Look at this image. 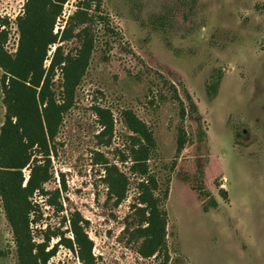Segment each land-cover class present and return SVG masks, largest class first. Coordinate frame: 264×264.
<instances>
[{
    "label": "rangeland",
    "instance_id": "obj_1",
    "mask_svg": "<svg viewBox=\"0 0 264 264\" xmlns=\"http://www.w3.org/2000/svg\"><path fill=\"white\" fill-rule=\"evenodd\" d=\"M26 1L0 0V30L8 34L10 54L18 49L17 17ZM77 3L64 5L54 27L58 44L44 62L48 69L57 46L75 54L82 45L76 34L89 29L94 49L55 139L53 177L44 186L49 196L30 198L35 204L30 221H37L29 226L33 243L48 242L46 252L57 246L47 264H82L58 243L73 239L70 220L77 212L93 242L94 264H264V0H101L88 10L91 23L73 26L74 36L60 41ZM2 75L0 69V129L6 113ZM219 77L210 100L207 88ZM54 89L60 95L58 73ZM97 108L109 113L112 132ZM126 111L155 139L149 167L159 182L156 195L169 190L166 252L151 258L139 253L138 178L129 170L133 134L124 122ZM180 128L187 144L177 157ZM105 163L127 177V197L119 205L109 195ZM199 163L219 203L209 213L183 181L188 176L197 185ZM22 172L25 186L30 170ZM18 258L0 197V264H19Z\"/></svg>",
    "mask_w": 264,
    "mask_h": 264
},
{
    "label": "trees",
    "instance_id": "obj_2",
    "mask_svg": "<svg viewBox=\"0 0 264 264\" xmlns=\"http://www.w3.org/2000/svg\"><path fill=\"white\" fill-rule=\"evenodd\" d=\"M68 1L27 0L23 15L17 17L19 44L15 54L6 51L8 34L0 30V69L3 71L1 85L6 108L5 121L0 129V197L6 218L15 235L19 264H47L49 258L56 254L57 246L46 252L48 242L38 245L33 243L29 226L37 221H30L35 206L30 198L35 193L49 196L44 186L53 177L51 159L55 151V139L64 115L74 103L76 90L81 84L94 49V38L89 29L84 27L76 34L81 39V48L75 54H65L63 47L57 46L49 68L44 67L51 47L58 44L59 35L54 34V27ZM100 3L101 0H78V9L68 18L60 41L70 40L74 36V27L91 23L88 10L93 6L99 7ZM57 73L61 76L60 95L54 89ZM220 81L221 77L208 86L210 100L216 97ZM185 98L200 121L198 108L187 91ZM96 112L104 120L102 124L107 132H112L113 120L109 113L101 108H97ZM182 115L185 117V110ZM124 122L133 134L130 137L129 170L138 178V203L134 209L141 224L136 229L141 240L139 253L144 258H151L166 252L168 213L164 204L169 190L162 197L156 195L159 182L149 167L152 153L156 149L151 130L132 111L124 112ZM198 138L199 141L204 138L202 131L198 133ZM186 144V132L180 128L177 157ZM27 167L30 175L24 186L22 171ZM104 167L109 195L119 205L127 197V177L116 165L105 163ZM196 178L197 185H193L188 176H184L183 181L191 184L203 212L217 210L219 203L206 186L205 169L200 163ZM221 197L228 199L226 190L221 189ZM49 204L55 203L49 201ZM83 224L80 213H74L70 220L73 239H61L58 243L62 242L61 244L75 252L82 264H94L93 242L86 234Z\"/></svg>",
    "mask_w": 264,
    "mask_h": 264
}]
</instances>
